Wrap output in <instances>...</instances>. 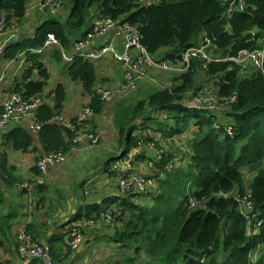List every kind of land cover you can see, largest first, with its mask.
I'll return each instance as SVG.
<instances>
[{
    "label": "trees",
    "instance_id": "obj_1",
    "mask_svg": "<svg viewBox=\"0 0 264 264\" xmlns=\"http://www.w3.org/2000/svg\"><path fill=\"white\" fill-rule=\"evenodd\" d=\"M246 1L247 10L234 12L226 21L223 17L230 0H159L149 7L138 5L136 0H68L70 14L66 19L51 14L38 26L33 37H21L6 48L4 61L24 55L26 71L12 90L28 99L43 97L50 74L42 61L43 55L34 52L43 48L49 34H54L66 52L72 50L75 43L86 41L95 27L91 19L95 7L99 8L98 17L126 19L136 25L146 49L153 55L163 53L162 56L172 62L180 61L183 53L196 46L203 36L215 43L211 49L225 57L237 56L244 50H263L264 0ZM27 4L28 0H0V15L6 14L8 26L13 22L21 24L26 19ZM167 48H173L174 52L168 53ZM60 53L59 49L53 53L58 63L63 61ZM114 62L123 72L122 64ZM64 69L65 75L81 83L84 93L91 97L86 105L91 111L90 117L81 122L73 118L72 126L94 134L97 142L76 143L71 128L46 124L62 115L68 99L66 90L59 84L52 93L54 107H50L46 99L37 112L38 120L44 123L37 135L19 126L5 136L13 150L28 152L36 144L45 153H67L74 149L79 151L85 145L101 146L103 141L95 118L106 113L118 133L120 153L103 166L106 177L111 174L118 178L113 165L124 164L122 159L129 160L130 154H136L140 141L153 143L156 140L150 123L160 126L165 139L186 133L192 122H196L198 133L204 135L193 138L191 151H188L190 163L185 170L169 168L176 158L168 152L164 157L156 156L154 169L144 166L140 173L154 179L157 185L147 194L152 196L149 201L146 196L138 204L134 203L131 201L134 195L122 200L117 195L105 200L123 209V217L108 227L109 237H104L117 247L120 257H124L121 251L131 252L123 264H136L141 253L149 259V264H204L203 261L207 262L205 264L211 261L264 264V70L249 68L245 71L249 74L243 77L238 66L230 62L214 64L207 71L195 62L187 74L178 78L157 75L167 88L146 84L140 89V98L134 102L128 99L131 96L116 94L122 87L123 77L112 85L101 81L102 86L114 94L110 100H104L97 91L98 69L91 61L76 57L65 64ZM200 70L202 75L217 78L214 95L219 109L186 106L187 96L192 92L194 96L198 91L196 78ZM232 99L235 101L228 104ZM160 119L172 123L166 125L157 121ZM146 153H137V160L144 163L154 160L152 151ZM246 170L255 172L249 189L245 186ZM35 172L38 174L37 169ZM248 191L254 209L245 214L247 204L242 201ZM111 210V207L88 205L84 220L92 221V216ZM70 235L68 233L67 238ZM67 249L71 254L68 245ZM117 262L108 261V264Z\"/></svg>",
    "mask_w": 264,
    "mask_h": 264
},
{
    "label": "crops",
    "instance_id": "obj_2",
    "mask_svg": "<svg viewBox=\"0 0 264 264\" xmlns=\"http://www.w3.org/2000/svg\"><path fill=\"white\" fill-rule=\"evenodd\" d=\"M27 18L29 19V16ZM21 34L24 35V24L20 27L13 24L6 32L0 34V76L9 62L3 60L4 52L11 42H18L21 39ZM53 50L43 54L42 61L50 74L44 93H50L54 90L53 87L59 84L65 87L68 99L61 116L71 121L81 116L91 97L84 93L81 83L71 81L65 75L64 65L53 58V53L56 51ZM58 64L60 68L57 67ZM95 65L101 86L103 80L111 85L121 80L122 67L113 60L108 58ZM24 69V64L14 61L5 79L0 82V101L2 94L12 89L15 82L20 79ZM95 119L98 124L97 132L103 141L102 145L98 147L85 145L81 150L74 151L65 164L50 170L45 177L35 172L37 160L45 153L36 144L30 147L28 152L22 153L13 150L6 141L0 143V261L2 264H41L38 260L24 258L18 253L16 245L21 229H26L40 243L49 245L55 260L60 264H93L96 260L106 264L107 260L113 263L119 260L116 249L108 248L107 244L106 247H101L109 231L108 228L103 229L106 225L100 223V219L89 228L83 227L84 244L80 253L78 255L67 253L69 251L67 230L70 225L79 221L86 222L84 217L88 211V205L97 204L101 207L114 208L116 205H109L105 200L120 194L118 178L111 174L106 177L103 166L114 157V153L115 155L120 153L118 133L113 124L109 120L106 121V113ZM19 126L20 124L15 123L9 130ZM136 156L137 154L132 155L131 162L134 170L141 172L144 170V161H138ZM89 157L97 162L87 180L79 183L83 190L82 195L71 194L69 181L79 170L86 167V162L90 161V159L87 160ZM84 160L87 161L78 169L79 164ZM6 169L8 172H4ZM64 188H67L69 193L61 195L62 197L57 195L55 199H66L65 202L51 206L45 194L49 191H59V189L64 191Z\"/></svg>",
    "mask_w": 264,
    "mask_h": 264
},
{
    "label": "built area",
    "instance_id": "obj_3",
    "mask_svg": "<svg viewBox=\"0 0 264 264\" xmlns=\"http://www.w3.org/2000/svg\"><path fill=\"white\" fill-rule=\"evenodd\" d=\"M136 3L140 6H150L155 4V0H136ZM64 7V0H28L27 15L30 16L33 13L36 15L50 12L55 13L62 11ZM245 9V0H231L225 19L229 20L234 12H242ZM5 23L6 16L3 15L0 17V34L4 31ZM94 25L93 33L88 36L86 41L75 43L72 50H70V55H68L61 42L53 34H49L43 48L36 50L34 53L41 54L51 49H59L65 64L71 63L76 57L93 63H99L108 58L121 63L123 66V82L120 83L122 87L116 94L125 96H132L138 93L146 84H154L160 88L166 89L167 87L160 83L157 75H165L171 78L180 77L190 71L195 61L205 70L207 64H211L213 60L212 57L209 60L207 59V56H210L208 50L215 47L214 42L208 36H203L197 46L191 47L188 51L183 53L180 61L172 62L167 60L168 57H163V53L158 57L157 55L151 54L142 44V37L138 27L131 24L126 19L114 20L112 18H98L94 22ZM237 57L249 60L253 66L258 69H263L264 51H241ZM19 59H22V57ZM200 60L203 61V64L199 62ZM14 61L7 64L3 74L0 76V82H3L9 68L14 65ZM97 91L104 100H110L114 96L109 89H105L100 84L97 87ZM234 101L235 99L229 100L228 104ZM45 102V97L28 99L12 89L8 92L5 91L0 101V143L15 123L25 127L30 133L37 135L44 125V123L38 120L37 112ZM194 105L197 109L216 110L220 108L217 106V101L216 105H211L208 108H202L196 104ZM90 115L91 111L85 107L82 115L79 117V121L87 120ZM46 124H58L71 128L76 137V143L84 140H92L95 144L98 140L94 134L88 133L86 129H74L71 121L65 120L61 115L55 116ZM74 151H76V149H74ZM146 151L147 153H151V151L153 153L154 160H149L147 165L150 169H154V162L156 156L159 154L156 153L153 143L140 141L135 153L144 154ZM72 153L73 151L67 153L50 152L44 154L36 162V169L42 177H45L50 170L65 164ZM132 155L133 154L129 155V160H127V158H125V160L122 159L124 160V164L115 163L112 169L118 175L119 196L126 199L134 195L131 201L138 204L142 198L148 196L147 194L152 192L157 185L154 179L144 176L140 172L134 170L131 166L133 163H130ZM170 164L169 168H171ZM25 187H27V185H25ZM246 199H244V201ZM251 209L252 204L248 201L245 214ZM121 217H123V209H118L117 206L112 208L111 211L102 213L99 222L106 225L105 227H109ZM95 223L94 221H86L76 223L72 226L69 245L74 254L78 255L84 244V235L82 234L83 227L87 226L89 228ZM258 227H261V223H258ZM249 235H251L250 231ZM16 247L18 253L24 258L34 261L38 260L41 264H60L55 260L51 247L37 241L26 229L20 230ZM0 264H2L1 261ZM93 264L103 263L96 260Z\"/></svg>",
    "mask_w": 264,
    "mask_h": 264
},
{
    "label": "rangeland",
    "instance_id": "obj_4",
    "mask_svg": "<svg viewBox=\"0 0 264 264\" xmlns=\"http://www.w3.org/2000/svg\"><path fill=\"white\" fill-rule=\"evenodd\" d=\"M65 3L66 4H65L63 12H55L54 13L55 16H58L59 13H62L59 15V17L62 20L66 19L70 14V11L68 8V5H70V3L68 1L66 2V0H65ZM157 3H159V0H155V4H157ZM97 8L98 7H95L92 9V11H91L92 18H93V16H95L99 13V8L98 9ZM49 16H50L49 13L37 14V15L33 13L31 15V17H29V19L27 18V20L25 21V23H24V25H25L24 26V36L21 34L22 36H20V37L24 38L26 35H29V33L32 32V29L35 32L37 30L39 24H41L43 21H45ZM35 26H37V27H35ZM14 43H16V42H11L9 45L13 46ZM166 51L168 53L174 52L173 48H167ZM67 53H68V55H70V51H67ZM160 54L161 53H158L157 57L160 56ZM209 55L210 56H207V59L209 60L212 57L213 60H212L211 64H207L205 71L209 70V67L214 65V64L229 63V62L238 66L243 77H245L249 74L248 72H245V71H247V69H249V68L254 69L251 62L249 60H245L244 58L231 57L230 55L225 57V55L223 53H217L214 49H209ZM195 62H197V61H195ZM199 62L203 64L202 60H200ZM59 64L57 66L58 68H60ZM62 65H64L63 61H62ZM199 76H201V77H199ZM174 78H178V77H174ZM216 80H217V78H215L213 80L206 73H203V75L198 74V76L196 78V81H197L196 87H197L198 91L196 92V94H194V96L191 95L193 92L187 96L188 99L186 98L185 102L188 101V103L186 104V106L196 108L194 105V104H196L197 106H200L202 108H208L211 105H216V100H215L216 95H214L215 91H216V87H215L214 83ZM57 88H58V85L54 86L53 87L54 90L51 91L50 93H44L45 98L49 102H51V101L54 102V100L52 98V93L54 94V91ZM64 89H65V87H64ZM139 94H140V91L138 93L132 95L131 97H128V99L130 101L134 100V102H136L140 98ZM108 116H109V114L106 115V121H108L107 120ZM157 121H159L161 123H165L166 125L172 123L171 120L160 119ZM195 123L196 122H192L189 130L186 133H184L181 136L176 137L174 139L163 138L162 133L160 132V126L155 124V123L149 124V127H152L150 130H155V132H151V133L155 135V137H156L155 141L158 142V143H156L155 141L153 142L156 153L161 155L162 157H164L166 155V153L168 152L173 156V159L176 158L174 164H170V167L173 168L174 170H180V169L185 170V168L190 163L188 151H191V142H192L193 138H195V137L202 138L204 136L203 134L198 133L199 130H198V127L195 126ZM160 135H161V138H159ZM41 150H42V148H41ZM113 156H115V153L113 154ZM89 159H90V161H87ZM87 160H84L83 162H81L79 164L78 169H80L82 163H84L85 161H87L86 167L79 170L78 173L76 174V176L73 177L72 179H70V181H69V184L71 186V194L73 193L77 196L82 195L83 190L81 189V185H79V183L85 179L87 180L88 176L91 175V172H92V170H93V168L97 162L92 157H89ZM124 160H125V158H124ZM135 163H137V162L135 161ZM144 166L145 167L147 166L146 168H149L147 163H144ZM254 175H255V172H251L250 170H246V174H245V186L246 187L252 185L251 183H253V181H254V179H253ZM64 189H65L64 191H62V189H59V191H49L45 194L47 197V201L49 203H51V206H53L55 204L56 205L63 204L65 202L66 199H64V200H61V199L56 200L55 199V196H57V195L61 196L63 194L69 193L67 188H64ZM151 197L152 196H150V195L147 196V198H146L147 201H149L151 199ZM51 208H53V207H51ZM106 244L109 246L108 248H112L113 250L116 249L115 251H117V253H118L117 255H119V252H118V249L116 248V246L112 242H108L106 239L103 240V242L101 243V247H106ZM103 250H105V249H103ZM130 253L131 252L126 253L125 251H121L120 255H123L124 257L118 256L119 260H117L118 262L116 261L117 262L116 264H123L125 258L127 259V256L130 257ZM219 255L226 257V255H222V254H219ZM216 259H217V261H220L221 263L224 262V260L222 258H216ZM110 262H112V261H110ZM105 263L108 264V261H106ZM149 263H150L149 259L146 258V255L144 253H141L136 258V264H149ZM202 263L205 264L207 262L203 261ZM159 264H167V263L163 262V263H159ZM178 264H182V262H179ZM210 264H215V263L211 261Z\"/></svg>",
    "mask_w": 264,
    "mask_h": 264
},
{
    "label": "clouds",
    "instance_id": "obj_5",
    "mask_svg": "<svg viewBox=\"0 0 264 264\" xmlns=\"http://www.w3.org/2000/svg\"><path fill=\"white\" fill-rule=\"evenodd\" d=\"M64 1H65V0H64ZM67 1H68V0H66V2H67ZM230 1H231V0H230ZM245 2H246V9H245L244 11H242V12L239 11V12H241V13H243V12H245V11L247 10V1L245 0ZM65 4H66V3H65ZM152 5H154V4H152ZM152 5H150V6H152ZM145 7H149V6H145ZM228 9H229V8H228ZM63 11H64V9H63L62 11H59V12H63ZM49 14H50V15H51V14L54 15V13H51V12H50ZM60 14H62V13H59V15H60ZM3 15L6 16V14H1L0 17L3 16ZM226 15H227V13H226L225 16L223 17L224 20H226V19H225ZM27 17H28V15H27V13H26V17H25V18L27 19ZM29 17H30V16H29ZM98 18L101 19L102 17H98V14L95 15V17L93 16V18H92V19H93V20H92V24H94V22H95ZM231 18H232V17H231ZM231 18H230V19H231ZM26 19H24V21H23L21 24H19V22H13L11 25L8 26V24H7V22H8V18H7V16H6V23H5V25H4V31H3V32H6V30L9 29L13 24H15L16 27H20V26H22V25L25 23ZM230 19H229V20H230ZM226 21H228V20H226ZM41 24H42V23H41ZM39 25H40V24H39ZM24 26H25V25H24ZM32 31H33V30H32ZM34 34H35V32H33L31 35H26L25 37H33ZM32 35H33V36H32ZM53 35H54V34H53ZM23 36H24V35H23ZM214 44H215V43H214ZM197 45H198V44H197ZM197 45H196V46H197ZM193 47H194V46H193ZM210 49H211V48H210ZM57 50H58V49H57ZM57 50H56V51H57ZM244 51H247V50H244ZM255 51H264V49H263V50H255ZM208 52H209V50H208ZM248 52H250V51H248ZM253 52H254V51H253ZM220 53H221V52H220ZM43 54H44V53H41V55H43ZM60 54H61V56H62V53H60ZM230 56H231V55H230ZM237 56H238V55H237ZM237 56H231V57H237ZM20 57H22V59H15V60H17L18 62L22 63V65H23V64H24V55H21ZM62 59H63V57H62ZM11 61H14V60H11ZM11 61H9V62H11ZM9 62H8V63H9ZM63 62H64V61H63ZM64 65H65V63H64ZM6 67H7V66H6ZM6 67H5V68H6ZM11 67H12V66H11ZM199 67H200V64H199ZM253 68H254V69H257V70H264V66H263V69H258V68L255 67V66H253ZM24 71H26V70L24 69ZM200 72H202V71L200 70ZM23 73H24V72H23ZM200 74H202V73H200ZM200 74H199V75H200ZM23 96H24V95H23ZM43 97H45V96H43ZM45 99H46V98H45ZM86 107H87V106H86ZM84 108H85V107H84ZM81 115H82V114H81ZM78 118H79V117H78ZM8 133H9V132H8ZM8 133H7V134H8ZM7 134H6V135H7ZM6 135H5V136H6ZM2 141H6V140H5V137L3 138ZM2 141H1V142H2ZM49 153H50V152H49ZM44 154H47V153H44ZM44 154H43V155H44ZM41 157H42V156H41ZM41 157H40V158H41ZM40 158H39V159H40ZM37 161H38V160H37ZM35 167H36V165H35ZM37 171H38V170H37ZM253 178H254V177H253ZM249 188H250V186H247V187H246V189H249ZM118 195H119V194H118ZM250 195H251V193H249V191H248V194H246V198H247V199H246L245 201L243 200L242 202H244V203L247 204V202L250 201V200H249ZM120 197H121V196H120ZM122 199H123V198H121V200H122ZM121 200L119 201V203H121ZM235 200H236V198H235ZM250 203L252 204V209H254V205H253V203H252V202H250ZM105 212H107V211H105ZM105 212H102V213H105ZM102 213H101V215H102ZM101 215H99V216H97V215L92 216V218H94V220H92V221L97 222V221L101 218ZM98 217H99V218H98ZM81 222H83V221H79V222H76V223H81ZM76 223H74V224H76ZM74 224H73V225H74ZM73 225H70L69 229L67 230V233H71V234H72V226H73ZM109 227H110V226H109ZM107 228H108V227H105L104 229H107ZM249 236H250V235H249ZM70 240H71V235H70L69 238H67V245H68V247L70 248L71 254H73L74 252L71 250V247H70V245H69ZM51 250H52V249H51Z\"/></svg>",
    "mask_w": 264,
    "mask_h": 264
},
{
    "label": "water",
    "instance_id": "obj_6",
    "mask_svg": "<svg viewBox=\"0 0 264 264\" xmlns=\"http://www.w3.org/2000/svg\"><path fill=\"white\" fill-rule=\"evenodd\" d=\"M54 104L55 103L53 101L49 102L50 107H54Z\"/></svg>",
    "mask_w": 264,
    "mask_h": 264
},
{
    "label": "bare ground",
    "instance_id": "obj_7",
    "mask_svg": "<svg viewBox=\"0 0 264 264\" xmlns=\"http://www.w3.org/2000/svg\"><path fill=\"white\" fill-rule=\"evenodd\" d=\"M96 95V94H95Z\"/></svg>",
    "mask_w": 264,
    "mask_h": 264
}]
</instances>
